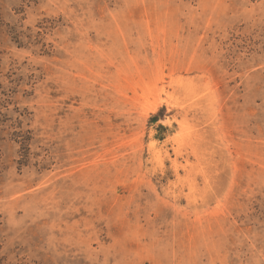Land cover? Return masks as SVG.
Masks as SVG:
<instances>
[{
    "label": "rangeland",
    "instance_id": "374dc122",
    "mask_svg": "<svg viewBox=\"0 0 264 264\" xmlns=\"http://www.w3.org/2000/svg\"><path fill=\"white\" fill-rule=\"evenodd\" d=\"M3 264H264V0H0Z\"/></svg>",
    "mask_w": 264,
    "mask_h": 264
},
{
    "label": "trees",
    "instance_id": "16d2710c",
    "mask_svg": "<svg viewBox=\"0 0 264 264\" xmlns=\"http://www.w3.org/2000/svg\"><path fill=\"white\" fill-rule=\"evenodd\" d=\"M3 260H4V258L0 257V264H3Z\"/></svg>",
    "mask_w": 264,
    "mask_h": 264
}]
</instances>
